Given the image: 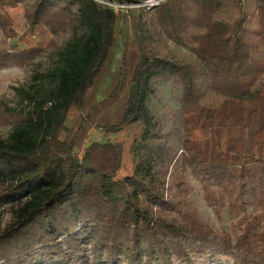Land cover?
I'll list each match as a JSON object with an SVG mask.
<instances>
[{"label": "trees", "instance_id": "1", "mask_svg": "<svg viewBox=\"0 0 264 264\" xmlns=\"http://www.w3.org/2000/svg\"><path fill=\"white\" fill-rule=\"evenodd\" d=\"M148 1L0 0V70L66 41L21 107L0 100V264H264V0ZM19 5L47 45L18 34ZM158 80L181 91L180 156L150 108ZM138 123L120 178L111 136Z\"/></svg>", "mask_w": 264, "mask_h": 264}, {"label": "rangeland", "instance_id": "2", "mask_svg": "<svg viewBox=\"0 0 264 264\" xmlns=\"http://www.w3.org/2000/svg\"><path fill=\"white\" fill-rule=\"evenodd\" d=\"M155 6V5H154ZM1 7V4H0ZM153 7V6H151ZM150 8V6H149ZM6 11L14 19L15 29L20 36L29 38V45L43 44L47 45V41H44L37 28H32L26 21L24 15V5H19L16 8H6ZM122 22H118L117 36L121 29ZM65 38L59 41V49L51 48L44 52V54L37 59L34 66L21 69L15 66H9L0 70V100H2L9 107H21L24 95L22 91L30 90L32 87L41 85L39 76L47 73L53 69L57 63L58 51L65 45ZM26 45H22V48H26ZM170 49L176 50L174 44L170 43ZM184 57H189V53L185 50H176ZM156 93L152 96L150 102V108L152 111L159 113L160 118L163 119V125L166 127V134L168 135L169 142L175 153L180 156V137H181V125L179 122H175L172 112L179 114L181 104V91L178 87H173L170 84L164 83L162 80L156 82ZM114 101H108L102 106L100 112L107 117L113 112ZM72 123V121H71ZM143 125L141 123L129 125L123 129L118 135H112L111 138L122 144L126 148V157L124 168L120 172V178L131 175L133 171V156L131 150L135 148V141L139 139ZM12 127H2L0 129V139H7ZM103 133L93 129L89 132L86 145L92 140H102ZM194 199L198 206V210L201 211L215 226V228L227 235L234 233V223L236 219L230 216L226 211L223 212L222 217H217L206 205L200 187L195 185ZM10 216L6 212H0V229L3 228L9 221Z\"/></svg>", "mask_w": 264, "mask_h": 264}, {"label": "built area", "instance_id": "3", "mask_svg": "<svg viewBox=\"0 0 264 264\" xmlns=\"http://www.w3.org/2000/svg\"><path fill=\"white\" fill-rule=\"evenodd\" d=\"M156 4H158L157 1H151V0L148 1V2L146 3V5H147V6H150V7H151V6H154V5H156Z\"/></svg>", "mask_w": 264, "mask_h": 264}]
</instances>
